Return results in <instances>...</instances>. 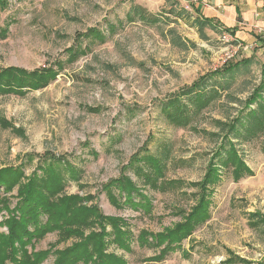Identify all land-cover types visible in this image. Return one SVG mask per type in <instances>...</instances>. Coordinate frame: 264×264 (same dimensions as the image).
Listing matches in <instances>:
<instances>
[{"label": "rangeland", "instance_id": "374dc122", "mask_svg": "<svg viewBox=\"0 0 264 264\" xmlns=\"http://www.w3.org/2000/svg\"><path fill=\"white\" fill-rule=\"evenodd\" d=\"M196 4L7 0L0 5V72L51 69L55 74L43 86L13 81L21 88L0 93V169L22 167L25 173L10 191L0 192V235H7L6 223L29 175L48 179L43 170L53 165L40 162L53 156L63 157L82 173L73 181L63 167L55 169L62 183L58 197L78 196L102 216L127 221V250L115 244L109 226L103 240L105 253L124 264H258L264 259V222L255 226L249 217L258 214L264 220V134L233 140L253 176L235 182L229 170L222 169L206 220L170 250L154 241L181 223L197 203V185L226 133L221 123L244 116L245 101L258 88L264 97V46L253 45L245 52L241 44L225 41L231 34L199 27ZM247 59L250 64L222 81L227 86L222 97L188 125L165 119L159 102L223 66ZM260 107L253 104L250 109ZM137 154L160 162L156 187L146 182L151 173L143 163L126 168ZM122 175L147 197L148 213L124 206L122 193L116 206L103 192V185ZM141 197L133 194L135 202ZM41 220L44 223L45 216ZM94 222L91 218L80 226L78 235L64 229L31 239L26 256L32 260L49 253L38 264H54L64 249L101 232ZM1 246L0 258L5 253ZM96 246L93 242L89 256L76 264H93ZM232 254L245 263L229 260ZM20 257L13 255L4 264H15Z\"/></svg>", "mask_w": 264, "mask_h": 264}, {"label": "trees", "instance_id": "16d2710c", "mask_svg": "<svg viewBox=\"0 0 264 264\" xmlns=\"http://www.w3.org/2000/svg\"><path fill=\"white\" fill-rule=\"evenodd\" d=\"M5 3H7V0H0V5ZM137 14L139 13L137 12ZM139 16L145 18L143 13L139 14ZM195 21L199 27H209L212 30H218L217 26L213 25L209 19H196ZM91 32L94 35L98 34L96 30ZM234 44L237 45L239 42L235 40ZM249 60H241L234 64L223 66L221 69L200 78L190 86L159 102V108L165 119L176 125H188L192 119L208 108L215 99L222 97V93L227 87L222 83L225 77H232L241 67H246L250 64ZM54 77L55 74L51 69L27 72L23 69L8 68L0 72V93L2 89L4 91H17L18 88H21L20 85L16 87L13 81H28L31 85L43 86ZM261 89L255 90L252 96L245 101V110H248V112L244 116L240 117V115H237L231 121L221 123L226 133L211 155L202 181L197 185L200 192L197 203L188 214H184L181 223L177 224L172 230L154 237L156 244H166L165 250L178 246L193 229L206 220L205 217H207L210 204L209 199L212 196L213 188L221 179L220 173H222V169H228L235 182L245 177L253 176L251 169L238 154L233 140L237 139V137L250 140L264 134V97H262L260 92ZM253 104L261 105V107L258 110H251L250 108ZM230 134H232L231 137L229 136ZM46 162L49 165H53L47 171L43 170V173L46 172L47 176L49 175L50 177L48 179H40L33 172L27 178L24 188L19 191V203L15 212L11 213L6 223L7 235H0L1 248L5 249V253L0 258V264L11 261L13 255L18 254L21 257L18 262L15 261V264H38L49 253L37 254L35 259L29 260L24 248L31 242V239L64 229L68 233L78 235L80 226L86 225L91 218L95 219L94 224L99 227L101 232L89 233L81 242L64 249L59 253L54 264H76L84 260L89 256L93 242L97 244L94 250L95 255L91 259L93 264H124L121 259L105 253L103 240L105 239L104 236L110 234L106 232L109 226L115 244L120 249L127 250L129 248L127 221L119 217L102 216L96 207L86 206L83 204L86 201H83L78 196L58 197L57 195L62 191V183L59 175L57 177L54 176L55 169L63 167L73 181L79 180L82 173L63 157H44L40 163L44 164ZM142 163L143 167L150 169L151 173L150 178L144 175L147 178L146 182L156 187L155 178H160L162 174L161 164L157 159L152 158L148 154L146 157H140L137 154L130 159L126 168L129 169ZM24 175L22 167L15 168V171L7 168L0 169V192L10 191L18 181L24 178ZM150 179L152 180L150 181ZM102 189L109 200L116 206L119 205L115 199L123 196L124 206H130L143 213H148L150 209L147 197L141 194L139 188L126 175L111 180L103 185ZM114 190H117L118 194H115ZM119 193L123 195L121 196ZM133 194L141 195V201L135 202ZM43 216H45V222L41 223ZM249 217L250 220H255V226L261 224L259 221L264 222L258 214H251ZM29 228H32V230ZM231 256L229 260L245 263L243 259H239L233 254ZM258 264H264V259Z\"/></svg>", "mask_w": 264, "mask_h": 264}, {"label": "crops", "instance_id": "0c3cea01", "mask_svg": "<svg viewBox=\"0 0 264 264\" xmlns=\"http://www.w3.org/2000/svg\"><path fill=\"white\" fill-rule=\"evenodd\" d=\"M196 6L199 18L231 34L245 52L264 46V0H198Z\"/></svg>", "mask_w": 264, "mask_h": 264}, {"label": "built area", "instance_id": "2783aa9c", "mask_svg": "<svg viewBox=\"0 0 264 264\" xmlns=\"http://www.w3.org/2000/svg\"><path fill=\"white\" fill-rule=\"evenodd\" d=\"M195 1L197 2L198 0H195ZM228 34H229V33H228ZM224 39H225L226 42H230V41H231V42H233V44H234V41H235V40L231 37V35H229V36H224ZM234 45H236V44H234ZM237 45H239V44H237ZM237 45H236V47H238Z\"/></svg>", "mask_w": 264, "mask_h": 264}]
</instances>
